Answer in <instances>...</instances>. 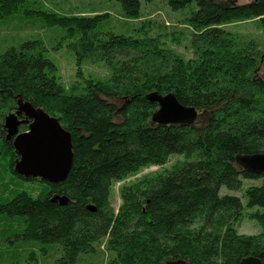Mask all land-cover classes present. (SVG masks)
<instances>
[{
  "label": "trees",
  "instance_id": "trees-1",
  "mask_svg": "<svg viewBox=\"0 0 264 264\" xmlns=\"http://www.w3.org/2000/svg\"><path fill=\"white\" fill-rule=\"evenodd\" d=\"M118 1L123 16L141 17V0ZM165 1L184 15L192 57L151 35L146 21L114 32L103 27L106 14L63 16L28 6L31 0H0V18L42 17L71 37L78 61L109 69L105 80L87 77L67 88L40 39L0 52V146L12 178L9 186L0 174V264H79L100 253L105 264H242L247 256L264 264V172L241 162L264 153V80L257 76L263 51L254 38L225 28L256 19L264 29V0ZM171 35L177 44L179 36ZM151 93L172 94L198 115L205 112L204 123H153L158 103ZM19 100L70 132L73 162L63 181L14 171L18 155L1 122ZM172 155L184 160L123 185L120 205L112 206L114 182ZM244 179L259 183L244 188L243 204L230 192L240 191ZM36 181V193L22 188ZM54 194L67 203L52 201ZM244 212L259 233L237 232Z\"/></svg>",
  "mask_w": 264,
  "mask_h": 264
},
{
  "label": "rangeland",
  "instance_id": "rangeland-1",
  "mask_svg": "<svg viewBox=\"0 0 264 264\" xmlns=\"http://www.w3.org/2000/svg\"><path fill=\"white\" fill-rule=\"evenodd\" d=\"M35 8H41L49 12L57 13L63 16L71 15H96L106 14V21L103 27L106 30L114 32H122L128 29L134 30L139 28L143 21L150 24L149 33L151 35H160L161 41L166 43V46L173 48L176 52L185 58L193 56L190 48L189 36L190 29L185 23L181 21L183 14L178 11H173L168 6L165 0H150L142 1L141 17L128 18L121 13V7L118 0H31ZM223 3L243 4L251 0H217ZM225 28L236 35L244 36L246 38H254L263 54L257 76L264 80V29L257 23L256 19H249L243 21H236L225 25ZM179 36V42L175 44L172 42L171 32ZM66 31L55 25H51L42 17L37 15H12L6 18H0V52L4 51L9 45H17L19 42L26 39H40L42 46L45 47V55L51 59L56 66V75L59 81L65 86L70 87L73 83L82 82L83 78L90 77L95 80H105L109 76V69L100 61L94 62L91 60L78 61L74 51L69 48L68 43L71 37L65 36ZM134 35H138V32ZM79 62V63H78ZM80 70V75L77 73ZM10 113V112H9ZM8 113H5L7 115ZM4 115V116H5ZM206 119L205 112L199 113L192 123L203 124ZM4 119L1 122V128L4 130ZM6 134V131H5ZM4 152L0 146V174L3 177V183L11 186V175L3 167ZM3 159V160H2ZM184 158L178 155L170 156L168 162L164 165H149L141 168L135 174L126 178L118 180L112 184L110 201L112 206L117 209L121 203L120 189L123 185L131 184L145 176H152L160 171L170 169L177 162L183 161ZM243 186L240 191L230 192L241 198L244 204V198L241 196L245 187L249 185L258 184L259 180L244 179ZM22 188L31 190L36 193L40 188L38 181L34 183H24ZM222 192H226L223 190ZM237 232L242 234H257L261 228L259 223L252 220L244 212L241 219L236 224ZM5 255V259L7 260ZM107 260L106 254H99L95 258H86L79 264H105ZM50 264V263H47Z\"/></svg>",
  "mask_w": 264,
  "mask_h": 264
},
{
  "label": "water",
  "instance_id": "water-1",
  "mask_svg": "<svg viewBox=\"0 0 264 264\" xmlns=\"http://www.w3.org/2000/svg\"><path fill=\"white\" fill-rule=\"evenodd\" d=\"M148 98L158 103L157 110L151 116L153 123L168 125L190 122L198 115L194 107L182 105L172 94L158 96L151 93ZM21 111L27 117L26 120L31 121L27 130L19 132V125L26 122L18 118ZM3 126L6 138H12V145L19 156L14 165V171L18 175L49 183H58L67 177L73 162L71 134L62 127L57 117L33 106L31 102L19 100L16 112L5 115ZM241 162L250 170L264 172V153L244 156ZM52 201L65 204L68 199L66 196L54 194ZM241 262L262 264L254 256L244 257Z\"/></svg>",
  "mask_w": 264,
  "mask_h": 264
},
{
  "label": "flooded vegetation",
  "instance_id": "flooded-vegetation-1",
  "mask_svg": "<svg viewBox=\"0 0 264 264\" xmlns=\"http://www.w3.org/2000/svg\"><path fill=\"white\" fill-rule=\"evenodd\" d=\"M17 108H18V104H17ZM17 108H16V110H17ZM16 110H14V111H12V112H16ZM5 117V116H4ZM18 118L19 119H21V120H26L27 119V117L25 116V114H24V112H20V114H19V116H18ZM31 120H26V122L25 123H22L21 125H19V132H22V131H25V130H27V126H28V124H29V122H30ZM23 126H25V128L24 129H21ZM10 140L12 141V138H10ZM19 159V156H18V158L16 159V161Z\"/></svg>",
  "mask_w": 264,
  "mask_h": 264
}]
</instances>
